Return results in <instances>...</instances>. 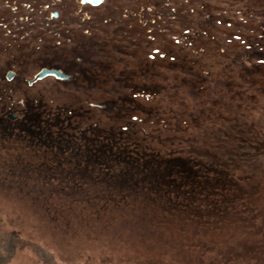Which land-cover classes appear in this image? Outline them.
Wrapping results in <instances>:
<instances>
[{
  "label": "rangeland",
  "instance_id": "1",
  "mask_svg": "<svg viewBox=\"0 0 264 264\" xmlns=\"http://www.w3.org/2000/svg\"><path fill=\"white\" fill-rule=\"evenodd\" d=\"M5 68L0 264H264V0H0Z\"/></svg>",
  "mask_w": 264,
  "mask_h": 264
},
{
  "label": "flooded vegetation",
  "instance_id": "2",
  "mask_svg": "<svg viewBox=\"0 0 264 264\" xmlns=\"http://www.w3.org/2000/svg\"><path fill=\"white\" fill-rule=\"evenodd\" d=\"M93 6V5H92ZM55 14V16H54ZM52 17L55 18L56 17V13H53L52 14ZM52 24V25H51ZM55 26H58V24H55V22L53 23H48L46 24L45 26L41 25L40 27L42 28H46V29H49V31H53L54 27ZM22 29L19 30L20 33L21 32H24V31H29L32 29V27H28L27 24L25 22H23V24L20 26ZM5 29L8 30V26L7 24L5 25ZM23 34V33H22ZM16 56V55H15ZM5 61V60H4ZM5 63V62H4ZM3 63V64H4ZM6 64V63H5ZM42 69H46V70H59V69H56V68H51V67H41L39 68V70L33 75V77L31 79H28L26 81V84L28 87H31L33 84H35L36 82H38L39 80H36V81H32L34 79V77L42 70ZM61 71V70H59ZM62 72V71H61ZM64 73V72H62ZM66 74V73H64ZM69 76L68 79H65V80H69L71 78V75L70 74H66ZM16 76L15 72H13L12 70H7L5 68V72H4V79L3 81L1 80L0 78V139L4 138L6 136V127H5V124L7 123L8 120L10 121H15L18 119V115L19 113L16 111H13V110H8V104L5 100V94H6V91L8 90V82L13 79L14 77ZM48 77V76H47ZM53 77V76H51ZM55 78V77H54ZM41 80V79H40ZM31 82V83H30ZM19 103V102H18ZM93 106L94 104H92L90 106V108L88 107V111H91L93 109ZM97 106V105H96ZM99 108V106H97ZM2 108H4V111L2 110ZM100 108H102L100 106ZM2 110V112H1ZM86 110V111H87ZM7 138V137H6ZM32 138V137H30ZM71 144H69V148L71 147L70 146Z\"/></svg>",
  "mask_w": 264,
  "mask_h": 264
},
{
  "label": "water",
  "instance_id": "3",
  "mask_svg": "<svg viewBox=\"0 0 264 264\" xmlns=\"http://www.w3.org/2000/svg\"><path fill=\"white\" fill-rule=\"evenodd\" d=\"M104 0H81V3L82 4H90V5H93V6H97L99 4H101ZM55 16V14H54ZM47 76H53L55 77L56 79H59V80H65V79H68L69 76L62 73L61 71L59 70H46V69H42L35 77L32 81H36V80H40V79H43ZM31 83V82H30Z\"/></svg>",
  "mask_w": 264,
  "mask_h": 264
},
{
  "label": "trees",
  "instance_id": "4",
  "mask_svg": "<svg viewBox=\"0 0 264 264\" xmlns=\"http://www.w3.org/2000/svg\"><path fill=\"white\" fill-rule=\"evenodd\" d=\"M0 259H3V257H2V256H0Z\"/></svg>",
  "mask_w": 264,
  "mask_h": 264
}]
</instances>
